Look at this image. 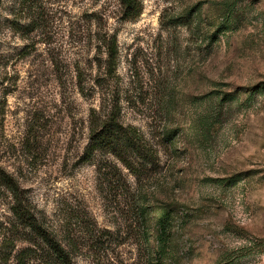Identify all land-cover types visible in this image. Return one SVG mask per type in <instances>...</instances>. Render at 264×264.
Here are the masks:
<instances>
[{
    "label": "rangeland",
    "instance_id": "374dc122",
    "mask_svg": "<svg viewBox=\"0 0 264 264\" xmlns=\"http://www.w3.org/2000/svg\"><path fill=\"white\" fill-rule=\"evenodd\" d=\"M138 4L0 0V171L71 264H264V0ZM104 34L122 122L156 152L138 178L80 160L96 103L74 71ZM13 202L0 185V264H58L9 241Z\"/></svg>",
    "mask_w": 264,
    "mask_h": 264
},
{
    "label": "trees",
    "instance_id": "16d2710c",
    "mask_svg": "<svg viewBox=\"0 0 264 264\" xmlns=\"http://www.w3.org/2000/svg\"><path fill=\"white\" fill-rule=\"evenodd\" d=\"M120 3L127 19H134L139 14L138 0H120ZM115 61L116 41L113 36L104 34L98 39L97 55L89 68L86 71L76 68L74 71L76 93L83 99L96 103L87 113L85 122L87 141L80 160L92 163L100 156L103 157V163L96 166V173L103 177L112 173L114 165L110 161L114 160L134 178H138L146 167L155 165L156 152L138 130L122 122L118 94L112 83ZM0 185L13 197L12 217L16 219L17 227L21 231L17 238L9 241L15 243L27 238L32 247L37 246L39 242L47 248L58 264H71L63 245L30 212L16 184L1 171ZM136 205L138 210L141 209L140 202H136ZM23 251L25 252V250L21 252Z\"/></svg>",
    "mask_w": 264,
    "mask_h": 264
}]
</instances>
